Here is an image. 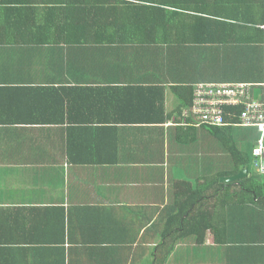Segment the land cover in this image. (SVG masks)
I'll return each instance as SVG.
<instances>
[{
	"label": "crops",
	"instance_id": "1",
	"mask_svg": "<svg viewBox=\"0 0 264 264\" xmlns=\"http://www.w3.org/2000/svg\"><path fill=\"white\" fill-rule=\"evenodd\" d=\"M210 1L230 15L252 7L255 19L263 17L264 0L202 3ZM10 7L9 17L0 13V264H151L162 247L172 250L166 264H264V243L242 221L260 211L257 202L226 203L236 185L219 191L252 173L264 177L253 156L260 130H227L235 149L251 153L239 168L206 126L182 119L193 87L247 83L244 70H262L264 46L243 51L224 42L244 34L195 30L214 57L192 67L193 79L178 88L138 59L127 67L113 52L98 58L65 42L56 54L67 71L63 91L49 75L44 47L22 44L41 32L14 29ZM253 86V98L264 101V82ZM211 226L218 239L203 234Z\"/></svg>",
	"mask_w": 264,
	"mask_h": 264
},
{
	"label": "trees",
	"instance_id": "2",
	"mask_svg": "<svg viewBox=\"0 0 264 264\" xmlns=\"http://www.w3.org/2000/svg\"><path fill=\"white\" fill-rule=\"evenodd\" d=\"M10 4L13 5L12 10L14 9L17 13L11 22L14 29L33 28L41 32L38 39L33 35L28 41L23 40L22 44L28 45L29 48L44 47L41 49L49 60V75L59 83L58 86L65 88L63 91L69 89L65 79L67 71L65 65L58 62L60 59L56 54L61 49L58 46L65 45L63 44L65 42L70 47L78 45L84 48L85 54L97 53L98 58L113 52L128 59L127 67H131L134 63L139 64L138 59L146 69L157 71L156 79L166 82L173 80V83L179 86L178 88L193 79L190 75L192 67L204 64L207 58L214 57L209 50L205 49L209 48V45L201 47V39H195V30H224L244 34L242 38L227 39L224 42L226 45L235 44L236 47H242L243 51L256 44L264 46V31L260 28L264 22V4L261 19L254 18V8L250 9L252 7L244 10L242 14L235 15V12L230 15L216 3L210 1V3L203 4L202 0H0V5L5 6L0 10L2 15L9 17L6 10L11 8ZM36 13L42 19H33ZM219 16L221 19L215 21V18ZM4 26L5 24H0V28ZM65 30L85 34L93 31L94 36L65 38L60 34ZM46 32L50 33V36H46ZM247 34L252 36H247ZM36 54L41 55L39 52ZM88 58L92 60L91 56ZM260 61L263 62L264 58ZM212 69L215 73L225 75L220 72L218 66ZM243 75L247 83L253 80V84L264 82V68L253 71L244 70ZM50 93L57 96L61 92L51 89ZM192 107L193 97L191 103H184L185 110L181 108L182 119L194 126H205L196 120ZM223 110V120L233 125L238 121V116L244 110V106H224ZM231 125L206 126L205 128L223 143L237 167L247 166L251 162V153H240L228 141L229 135L226 136ZM235 183L237 182L221 185L219 191L225 188L228 190L236 185L240 187L239 191H227L226 203L235 200L238 203L236 206L248 208L250 205L247 202H257L260 211L251 210L252 213H248L247 219L242 218V221L248 225L246 234L249 237L258 235L263 244L264 177L252 173L249 177ZM207 230L213 232L215 239H218L217 229L211 226V229L204 230L203 234ZM162 249L160 255L154 254L157 258H153L151 264H166L167 255L172 250L171 248L165 250V247ZM260 252L264 254L263 246H260Z\"/></svg>",
	"mask_w": 264,
	"mask_h": 264
},
{
	"label": "built area",
	"instance_id": "3",
	"mask_svg": "<svg viewBox=\"0 0 264 264\" xmlns=\"http://www.w3.org/2000/svg\"><path fill=\"white\" fill-rule=\"evenodd\" d=\"M260 28L264 31V22ZM252 84L247 83H202L193 88V113L199 124L205 126L231 125L223 120L224 106H244L234 123L240 127L260 130L261 138L253 149L255 164L264 175V101L253 98Z\"/></svg>",
	"mask_w": 264,
	"mask_h": 264
},
{
	"label": "water",
	"instance_id": "4",
	"mask_svg": "<svg viewBox=\"0 0 264 264\" xmlns=\"http://www.w3.org/2000/svg\"><path fill=\"white\" fill-rule=\"evenodd\" d=\"M247 171H248L247 169H244L243 171H240L236 177L231 178L230 180L239 179L240 177H242L243 173H247Z\"/></svg>",
	"mask_w": 264,
	"mask_h": 264
},
{
	"label": "clouds",
	"instance_id": "5",
	"mask_svg": "<svg viewBox=\"0 0 264 264\" xmlns=\"http://www.w3.org/2000/svg\"><path fill=\"white\" fill-rule=\"evenodd\" d=\"M252 86H253V84H252ZM193 97V96H192Z\"/></svg>",
	"mask_w": 264,
	"mask_h": 264
},
{
	"label": "rangeland",
	"instance_id": "6",
	"mask_svg": "<svg viewBox=\"0 0 264 264\" xmlns=\"http://www.w3.org/2000/svg\"><path fill=\"white\" fill-rule=\"evenodd\" d=\"M226 154H227V152H226Z\"/></svg>",
	"mask_w": 264,
	"mask_h": 264
}]
</instances>
